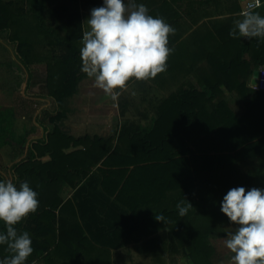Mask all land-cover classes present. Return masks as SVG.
<instances>
[{"label":"trees","instance_id":"trees-1","mask_svg":"<svg viewBox=\"0 0 264 264\" xmlns=\"http://www.w3.org/2000/svg\"><path fill=\"white\" fill-rule=\"evenodd\" d=\"M51 1L0 0V34L7 35L27 71V88L33 81L32 66L45 64L47 97L56 105L53 113L45 110L38 117L45 139L32 142L27 157L11 168L15 184L27 181L38 192L37 211L16 225L19 232L28 231L33 241L34 252L27 264L40 259L45 264H71L73 255L81 258L77 264L109 263L106 252L88 241V249L81 244L86 238L82 226L66 216L73 210L72 201L64 202L62 196L64 185L76 189L94 169L103 177L106 194L125 205L123 197L135 191L130 185L135 180H144L138 189L147 193L165 197L173 191L178 203H191L184 217L179 216L177 204L161 213L169 214L167 218L184 231L183 224L190 227L184 250L189 264H213L210 236L219 222H230L220 210L223 196L233 187L264 188V93L250 87L254 72L264 67V42L231 38V22L196 32L191 43L179 45L192 48L194 57L187 70L196 82L164 100L152 126L123 127L116 143L114 138H74L60 125L68 119L67 100L87 77L80 71L81 0H58L49 8ZM180 1L187 0L137 3H144L154 17L176 25L182 17L173 7ZM49 10L60 24L57 28L46 23ZM29 16L34 27L26 24ZM41 36L46 42L39 40ZM181 78L177 71L176 80ZM233 92L243 102L242 115L234 113L226 101V93ZM16 117L15 109L0 115V148L25 146V139L18 141L15 135ZM42 118L49 120L53 130L46 128ZM0 180H6L5 176L0 174ZM186 217L192 218L184 223ZM0 230H4L2 222ZM5 248L0 246V258L9 255Z\"/></svg>","mask_w":264,"mask_h":264},{"label":"crops","instance_id":"crops-1","mask_svg":"<svg viewBox=\"0 0 264 264\" xmlns=\"http://www.w3.org/2000/svg\"><path fill=\"white\" fill-rule=\"evenodd\" d=\"M262 1V8L256 11L264 14V0ZM102 3L103 0L95 3L91 0L86 3L85 0L87 13L82 11L83 8L80 6L84 31L87 30L85 21L90 15V10L95 5L101 6ZM173 8L179 10L182 19L178 21L179 24L175 23L176 25L170 22L175 32L169 36V43H172L175 50L169 55L167 70L155 78L143 81L133 79L126 89L120 92L116 100H112L109 95L96 88L94 79L85 77L79 84L77 94L67 100L68 119L60 125L65 134L74 138L115 139L120 135L123 127L152 126L158 117L161 103L176 91L187 88L189 83L196 82L192 75H188L187 70L194 57L192 48L189 46L187 49L180 48L179 45L187 41L191 43L196 32L205 33L206 28L214 24L229 22L233 24V21L239 18V14L246 10V0H187L178 2ZM177 36L181 38L175 39ZM178 48L180 49L176 51ZM202 65L201 63L200 66ZM35 66L39 68L32 70L33 81L30 87L26 88L33 95L29 98L22 96L24 100L35 101L37 107L33 118L25 122L23 137L28 140L24 146L26 154L32 142L42 141L46 137L45 128L38 123L40 114L45 110L51 113L56 110L54 101L47 97V67L45 64ZM177 71L183 76L179 81L176 80ZM225 98L232 111L237 113L235 101L243 103L239 96L233 92L226 93ZM16 113L18 115L17 111ZM23 120L27 121L26 118ZM42 121L46 128L53 130L49 120L42 118ZM14 128L16 133V121H14ZM82 149L84 147L78 148V150ZM74 150L76 149H72ZM96 170L94 169L89 178L76 189L64 185L62 193L64 202L72 201L73 210H70L66 216L81 224L83 235L87 238L83 239L85 242L82 240L81 244L88 249L86 243L89 242L106 252L108 264H189L184 250L187 247L185 242L188 235L186 234H190L191 230L185 222L192 217L188 219L186 217L183 224L185 231L176 221L167 218L169 214H164L166 223L155 218L162 215L161 211L175 208L179 199L177 194L170 191L167 196L161 197L160 194H152L151 191L147 193L145 189H138L143 188L141 185L144 180H135L130 184L131 187L136 188L135 193L131 191L123 197L125 205L106 194L102 186L103 177ZM235 227L236 225L232 222H219L210 236L211 246L215 248L218 235L222 236L230 228ZM75 238L78 243L81 242L78 234ZM219 255L215 248L213 264H224L217 261L220 258ZM80 261L79 256L73 255L71 258V264H77ZM33 264H45V262L40 259Z\"/></svg>","mask_w":264,"mask_h":264},{"label":"clouds","instance_id":"clouds-1","mask_svg":"<svg viewBox=\"0 0 264 264\" xmlns=\"http://www.w3.org/2000/svg\"><path fill=\"white\" fill-rule=\"evenodd\" d=\"M262 0H252L246 10L233 21L229 36L264 42V14ZM80 48V71L94 79V86L116 100L133 79L155 78L167 70L173 51L169 36L175 29L162 17L150 14L144 3L137 0H103L90 10L85 21ZM84 23V24H85ZM264 74V69L257 71ZM255 72L250 83L259 79ZM39 207L38 192L29 182L15 184L0 180V246L9 255L0 264H27L33 254V241L28 231L19 232L22 223ZM179 216L184 217L191 203H177ZM220 210L236 225L227 231L225 247L232 253V264H264V188L233 187L220 202ZM156 220L166 223L163 215Z\"/></svg>","mask_w":264,"mask_h":264},{"label":"rangeland","instance_id":"rangeland-1","mask_svg":"<svg viewBox=\"0 0 264 264\" xmlns=\"http://www.w3.org/2000/svg\"><path fill=\"white\" fill-rule=\"evenodd\" d=\"M58 2V0L54 1L53 3L51 1L49 7H54ZM88 2L89 0L86 1V3ZM80 6L83 8L82 11H86L85 13L88 12L85 8V0H81ZM94 7L97 6L95 5ZM50 10L46 14V23L50 27L57 28L60 24L58 21H56V18H54V15ZM215 13L219 14L218 12ZM27 23L30 24V27L36 24L34 19L30 16L26 18V24ZM41 37L39 40L46 42L47 39L45 37ZM38 68L39 67L34 65L32 70H37ZM27 80L28 74L24 69V66L17 58L14 46L8 43L6 34H0V115H6L10 109H15L18 112V115L15 118L17 125L16 138L18 141L25 139V142L28 141L26 137H23L25 122H29L28 120L33 118L35 112L37 111L35 101H30L27 99L24 100L22 97L25 96L26 98H29L32 97L31 95H33L31 92L26 90ZM29 103L31 105H29ZM244 110L245 108L243 103L240 101H235V111L237 114L242 115ZM23 118L28 120L24 121ZM0 127H3L1 123ZM25 148H21L18 145L0 148V174L5 176L6 180H12V166L26 157L27 154ZM226 236L227 232L223 233L222 236L218 235L217 239L215 240V248L220 254V258L217 261L224 264H232V253L224 245Z\"/></svg>","mask_w":264,"mask_h":264},{"label":"built area","instance_id":"built-area-1","mask_svg":"<svg viewBox=\"0 0 264 264\" xmlns=\"http://www.w3.org/2000/svg\"><path fill=\"white\" fill-rule=\"evenodd\" d=\"M251 2H252V0H246V9H247V7H248V4L251 3ZM262 6H263V1H262V5H261L260 8H262ZM260 8H258V9H260ZM256 10H257V9H255V11H256ZM263 69H264V67H263ZM261 70H262V69H261ZM250 87H251L254 91H257V92H263V93H264V74H261V73H260V75H259V79L257 80L256 87L253 86V85H251V84H250Z\"/></svg>","mask_w":264,"mask_h":264},{"label":"water","instance_id":"water-1","mask_svg":"<svg viewBox=\"0 0 264 264\" xmlns=\"http://www.w3.org/2000/svg\"><path fill=\"white\" fill-rule=\"evenodd\" d=\"M261 69H263V67H261L259 70H256L255 72L260 71ZM255 72H254V73H255ZM256 75L259 77L260 73L257 72ZM257 80H258V79L253 80L252 83H253L254 85H256V84H257Z\"/></svg>","mask_w":264,"mask_h":264}]
</instances>
